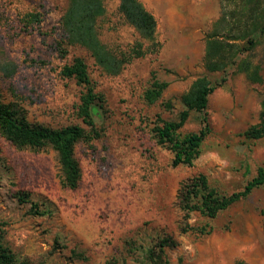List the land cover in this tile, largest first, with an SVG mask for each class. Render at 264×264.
Here are the masks:
<instances>
[{"label":"rangeland","instance_id":"obj_1","mask_svg":"<svg viewBox=\"0 0 264 264\" xmlns=\"http://www.w3.org/2000/svg\"><path fill=\"white\" fill-rule=\"evenodd\" d=\"M119 1L102 0L104 14L97 19L100 42L117 55L138 40L117 10ZM139 1L156 21L159 48L110 76L63 33L69 0H0L4 103L22 109L31 123L78 125L88 133L77 115L82 87L60 73L76 57L103 98L92 116L97 137L74 147L81 168L76 189L61 184L51 148L19 150L0 135L2 245L15 264H150L147 250L169 236L175 245L164 248V264H264V184L213 219L198 212L186 216L177 199L181 184L197 175L227 196L242 191L258 169L264 172V136H243L259 121L264 38L245 54L259 67L261 83L249 82L236 68L208 74L205 43L221 16V0ZM6 65H14L9 76ZM204 76L216 85L208 97L209 133L191 167H173L172 153L156 143L152 129L160 120L178 121L181 95ZM154 81L166 87L149 104L143 94ZM200 129L201 114L190 111L179 133ZM18 193L27 200L20 202Z\"/></svg>","mask_w":264,"mask_h":264},{"label":"trees","instance_id":"obj_2","mask_svg":"<svg viewBox=\"0 0 264 264\" xmlns=\"http://www.w3.org/2000/svg\"><path fill=\"white\" fill-rule=\"evenodd\" d=\"M221 8V16L205 43L203 64L206 73L213 74L236 68V71L243 73L249 82L261 83L259 67L247 60L245 54L264 38V0H221ZM117 10L138 36L130 52L120 55L105 47L98 37L97 19L104 14L102 0H69L61 18L63 33L70 44L84 47L95 65L110 76L117 75L123 65L132 59L156 52L159 48L155 37L156 21L139 0H120ZM29 17L33 18L32 15ZM3 71L6 76L11 75L14 72V65L4 66ZM60 73L64 78L75 80L76 84L82 87L77 115L90 131L87 133L78 125L53 129L39 123H31L22 109L4 103L0 95V135L19 150L39 151L51 148L57 155L61 184L65 188L76 189L81 179V168L74 156V147L79 141H89L97 137L92 116L99 114L98 109L103 103V98L95 93L83 59L74 58ZM165 87L166 84L154 81L143 94L145 101L152 104L159 100ZM215 88L216 85L206 76L197 78L180 97L184 109L179 113L178 121L160 120L152 129L156 143L172 153L173 167H191L198 157L200 146L209 133L206 111L208 97ZM190 111L201 114V129L196 133L182 135L179 130ZM243 136L251 140L264 136V93L260 102L259 121L249 127ZM262 184L264 172L258 169L256 176L245 184L242 191L225 196L211 188L205 176L197 175L181 184L177 196L178 206L186 216L191 212H198L207 219H213L219 212L226 210ZM27 197L22 193L17 194L20 202H25ZM39 206L34 208L38 210ZM182 232H186V229L183 228ZM174 245L172 237L164 236L157 239L152 248L147 250L146 260L150 264H164V248ZM0 264H15L12 254L2 245L1 225ZM235 264L246 263L236 261Z\"/></svg>","mask_w":264,"mask_h":264}]
</instances>
